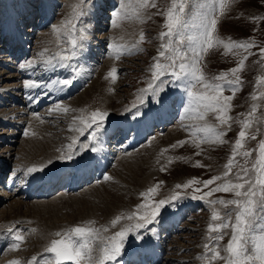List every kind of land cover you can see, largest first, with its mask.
Here are the masks:
<instances>
[{
    "label": "rangeland",
    "instance_id": "374dc122",
    "mask_svg": "<svg viewBox=\"0 0 264 264\" xmlns=\"http://www.w3.org/2000/svg\"><path fill=\"white\" fill-rule=\"evenodd\" d=\"M104 1H101L102 4L99 5V0H92L91 4L86 5L87 15L82 18L80 24L86 29L87 38L83 41L84 48L79 50L78 55L70 65L61 72L56 66L44 64L40 53L49 46L46 55H54L53 53L63 46V39L61 45H57V37L52 30V25H59L63 20L69 18L72 5L77 3V0H11L13 8L17 11L14 12L15 17L13 18L8 14L7 7L3 6L2 2V4L0 3V33L2 34L5 26L14 23L20 36L26 38V40L19 42L16 47L17 52L24 55L21 52L28 50L26 56L22 57L23 59L20 58L22 59L18 63L20 67L18 71L16 70L19 75L14 78L10 77V72L14 69L10 68L9 64L2 63L1 65L0 63V72L2 68L3 70L7 68L9 70V72L0 74V90L3 91L8 88L6 82L17 83L16 87L11 88V93H14L18 87H22L21 90L25 88L26 81H36L38 84L45 83L41 94L47 93L46 98H48V102H46V99L37 107L34 104L31 106L23 104L21 106L20 103L11 98L8 99V96L0 99V134L4 135V137H0V162L2 158H9L5 162L8 165L4 169L1 167L3 164H0V169L4 172V179L0 183V231L3 229L9 231L12 227L7 225L13 224L14 221L16 223L17 218L15 216H20L17 222L24 225V227H19L14 224L15 230L12 228L15 235L19 231L24 237L18 248L13 247L17 243L15 240L9 241L10 243L7 241L9 244L3 241L5 247L2 246L0 249V264H11L12 260V262L17 261L18 264H42L43 258H47L52 254L46 252L45 248L49 246L52 239L60 238L56 237L54 233H63L64 230L74 226L94 227L100 230V235L111 236L121 228L138 222L135 218L131 220L127 218L133 212L143 213L144 209H138V205L142 203L150 204L159 200L170 201L171 197L177 192L180 193V198L163 205L151 224L128 233L121 253L108 264H128L129 258L134 253L136 254L133 259L136 260L133 264H208L204 245L209 243L207 226L209 223H213L211 220L213 206H210L207 201L232 199L234 198L233 194L216 192L204 199H194V196H202L204 192L209 191L215 185L204 188L202 184H194L187 189H178L176 185H183L193 178L204 181L214 175L223 174L225 171L224 165L231 156L234 141L242 126L238 121L247 118L253 104L258 106L257 112L252 117V126L246 131L249 137L254 135L256 138L247 139L244 150L256 149L259 140L264 139V98L256 101L252 99V94L259 95L264 92V85L257 84V78L264 76V59L261 58L259 53V49L264 47V0H228L223 13H217L216 35L218 37L223 39L225 43L229 42V38L237 42L251 41L255 43L256 47L247 51L233 49V52L238 53L234 55L231 52H226L223 45H218L203 53L200 58L202 71L206 78L212 81V78L222 71L235 67L240 58L248 55V51L252 53L248 56L245 68L237 74L241 78L242 84L238 87L234 99L230 102L231 111L229 115L233 118L229 122L230 127L219 125L213 113L207 114L205 120L201 121L184 112L187 101L185 91L187 82L184 80L172 81L162 86L164 87L163 104L159 103L158 98L155 96H145L142 104L138 100L140 90L146 88L151 79L152 72L150 69L163 42L159 33L166 30L164 28L165 17L161 13L166 12L167 8L170 7L171 0H153L156 7L143 9L138 16L132 15V10L137 9L138 5L136 0H131L128 10L129 18L120 22L119 27L111 25L112 14L119 7V0H106V4ZM104 4L107 6L104 7ZM30 5L32 9L31 12H28L27 9ZM97 6L102 12L96 9ZM215 6V0H188L186 12H188L187 21L189 25L199 23L205 14L212 13ZM28 10L30 11V9ZM8 17H10V20H8ZM196 31L198 30L189 27L186 30V35ZM141 33L144 35L143 42L139 41ZM48 35L51 37L46 40ZM24 42L28 46H24ZM9 44L6 46L3 43L4 49L2 50L7 51L6 47L11 46ZM110 44L126 46L121 50L119 58H116L115 50L109 48ZM134 44L136 47H133ZM0 52H2L1 48ZM3 60H6V57L0 56V61ZM29 61H36L35 67H22ZM161 62H164L163 58H161ZM9 63L13 65L11 62ZM55 63L54 61L53 64L55 65ZM14 66L17 68V63ZM112 68L117 70L115 80L108 76ZM52 69V73H44ZM31 72L33 74L28 75ZM82 76L84 78L82 82L75 86ZM58 77L62 80L73 77L74 79L73 83L68 86L58 84L57 89H64V92L61 95L54 96L50 94L52 91L50 88L59 79ZM229 78H232L231 74H229ZM164 79L171 80V77H165ZM75 80L77 81L75 82ZM89 89L92 99L88 98L80 106L74 103L75 100L69 102L84 90L86 92ZM194 90L200 91L202 89L197 86ZM180 91L181 93L178 94ZM224 94L232 95L230 91H225ZM181 101L184 102L181 104ZM133 104H137L138 108H133ZM57 105L61 108L70 107L72 110H69V113L53 111ZM166 108L173 111L172 118L169 121L164 119L165 122L162 121V124L154 122L150 128L141 125L140 120L145 118L148 113L152 115L157 112L161 116L168 114ZM128 109H131V111H127ZM95 110L108 113L104 128L96 140L86 138L87 133L83 136L79 133L77 136H73L78 137L79 145H86V147L76 152L75 159L72 162L76 165L88 162V158L92 155L90 152H93L92 148L99 150L101 148L99 142L103 141L106 145L109 144V152L111 153L108 154V151H103V153L106 152L103 156L109 155V160L104 164L101 171L96 170L87 184L76 190H68L69 184H66L54 194L46 197L40 196L43 188L37 187L33 196L24 198L23 194L27 193L23 184L24 178L26 176L31 177L33 174L27 173V168L32 167V157L24 155L26 151L31 153L33 149L30 151V147L26 146V139L34 137L31 132L29 133L31 117L36 115L37 120L42 119L49 129L54 130L53 134L55 136L62 134V139H59L60 135L56 139L59 144L62 143L66 147L71 142L70 140L67 141L68 135L66 133L75 129L72 116H87ZM137 111L140 115H137ZM11 113L15 114L14 118ZM5 120H8V122ZM122 120H126V122L129 120L135 127L126 128V124ZM137 121L140 122L136 123ZM206 123L217 126L219 130L226 132L223 137L225 143L200 142L202 133H197L195 137L192 135L195 127H202ZM13 125L17 128L15 133ZM58 125L61 128L57 129ZM113 126L114 129L111 131L110 128ZM26 131H28L27 135H25ZM10 135L12 136L11 139ZM179 141L184 143L181 145L178 143ZM197 143L199 144L198 147L196 146ZM66 151V148L63 150L57 148L59 156L56 155L48 158V160H42L40 156L38 160H35H42L37 167L45 165L43 169L51 172L66 166L69 163L67 159L58 158ZM37 152V150L33 151V153ZM256 155L257 153L253 151L252 156L249 158V167L251 162H254ZM126 158L128 160L124 161L123 159ZM197 162H199V165ZM237 162V165L233 168L234 173L237 167L244 163V158L237 157ZM123 163H133L131 165L133 168L132 173L135 174L132 175L137 180H142L138 187L140 189L137 188L138 190H136V197L132 192L131 199L126 200L129 202L126 203L128 204L126 208L119 207L117 210L108 213L103 211L105 208L95 205L91 199L92 203H84L80 200L82 203L75 204L72 208H62L60 204L57 206L59 211L57 210L58 212L54 214L40 216L33 211L34 205L56 204L60 200L71 202L69 200L76 201L79 198L87 197L86 200L88 201L90 199L89 195L102 183L108 185L109 189H113V186L121 179L118 173L124 169L121 165ZM95 167L98 168L97 165ZM71 170L69 169L68 172ZM39 173L35 174L39 175ZM106 175L110 176L111 179L105 181L104 177ZM230 178L235 180L234 176ZM7 184L9 186L13 184L16 191H11ZM157 185L159 186L156 192L151 194V199L141 196L142 192H146L147 189ZM17 186H22V188H17ZM195 188H201L202 191L195 192ZM131 191L133 190H130L129 193ZM214 207L221 212L222 216L233 208V206H229V209H225L224 206L218 203ZM18 208L22 211V217L21 214L16 215L14 213ZM231 215L234 221V210L231 211ZM117 216L122 218L113 226L111 221ZM10 217H12L11 220L5 221ZM38 221L43 222L41 225L49 228L48 231L45 229V232L51 234L49 243L44 244V247L41 246L43 249L41 247L40 249L37 245L42 243L47 234L38 232ZM260 222L264 223V220ZM33 229L35 231H32ZM104 229H107V231H104ZM223 231L226 234L224 239L219 242L222 256L226 255L222 249L231 237V228ZM253 231L258 232L259 229ZM38 235L41 236V241L38 239ZM149 251L150 254H146ZM151 252L159 253V255L154 256ZM144 254L146 255L143 256ZM94 255H99L98 250L94 252ZM33 256L36 257L34 262L31 259ZM213 264H225V262L218 259Z\"/></svg>",
    "mask_w": 264,
    "mask_h": 264
},
{
    "label": "snow or ice",
    "instance_id": "6c2138e0",
    "mask_svg": "<svg viewBox=\"0 0 264 264\" xmlns=\"http://www.w3.org/2000/svg\"><path fill=\"white\" fill-rule=\"evenodd\" d=\"M91 2L92 0H77V3L72 5L70 17L63 20L59 25H52V30L57 37V45H61L62 39L64 44L59 47V50L54 55H46L48 49L41 52L40 57L44 64L56 66L53 64L55 61L59 67H68L78 55L79 50L84 48L83 41L87 38L86 29L80 24L82 18L87 15L86 5L91 4ZM227 2L228 0H215L216 6L211 14H205L199 23L189 25L187 21L188 12H186L188 0H171L170 7L167 8L166 12L161 13L165 17L164 28L166 30L159 33L163 42L150 69L152 72L151 79L146 88L140 90L138 100L141 104L144 102L145 96H155L158 98V102L163 104L164 87L162 86L172 81L184 80L187 82L185 113L201 121L205 120L207 114L213 113L219 125L231 126L229 122L233 118L229 115L231 111L230 102L234 99L238 87L242 84L241 78L237 74L245 68L248 56L252 55V53L248 51V55L240 58L235 67L222 71L213 77L212 81L206 78L200 66L202 54L215 46L223 45L226 52H231L234 55L238 53L233 52V49L247 51L256 47L254 42H237L232 41L231 38H229V42L225 43L223 39L216 35L217 13H223ZM136 3L138 8L132 10V15L134 16H138L143 9L156 7L153 0H136ZM130 5L131 0H119V7L112 14L111 25L113 27H119L120 22L129 18L128 10ZM189 27L198 31L186 35V30ZM143 40L144 35L141 33L139 41L143 42ZM185 44L187 45L186 48ZM125 47V45L121 44L109 45V48L115 50L116 58H119L121 50ZM133 47H136V45L134 44ZM259 53L261 58L264 59V47L259 49ZM161 58H163L164 62H161ZM36 63V61H29L22 67L32 68L35 67ZM116 72L117 70L112 68L108 76L115 80L117 78ZM229 74H231L232 78H229ZM165 77H171V80L164 79ZM73 79L74 77L59 80L55 83L61 86H68L73 83ZM257 84L264 85V76L257 78ZM40 86L36 81L25 82V87L27 88H38ZM197 86L202 90H194ZM225 91H230L232 95H225ZM261 98H264V92L259 95L252 94L254 101ZM132 107L138 108V105L133 104ZM257 107L256 104H253L247 114V118L238 121L242 126L234 141L231 156L224 165L225 171L222 175H214L204 181H198L193 178L183 185H176L178 189H187L194 184H202L204 188L215 185L209 191L204 192L202 196H194V199H204L216 192L233 194L234 198L232 199L207 201L210 206H213L211 211L213 223H209L207 226L209 243L204 245L208 264H213L218 259L224 260L225 264H264V223L260 222L264 220V139L259 140L256 149L244 150L245 141L249 138H256L254 135L249 137L246 130L252 126V117L257 112ZM68 110V108H61L59 105L53 109V111L65 113ZM127 111H131V109ZM137 115H140L138 111ZM107 116V112L95 110L87 116L74 117V130L81 136L87 133L88 136L86 138L96 140L104 128ZM197 133L203 134L200 142L225 143L223 137L226 132L219 130L217 126L206 123L202 127L193 129L192 135L194 137ZM27 134L26 131L25 135ZM193 142L196 143L195 141ZM178 143L182 145L184 142L179 141ZM196 146L198 147L199 144L197 143ZM84 147L86 145L78 144V137H73L71 142L66 145L67 151L58 158L72 160L76 152ZM92 150L96 151L95 148H92ZM253 151L257 155L249 167V158L252 156ZM237 157H243L244 163L239 165L234 173L233 168L238 163ZM197 164L199 165V162ZM44 167L45 165H40L39 167L34 165L27 168V173L42 171ZM233 176L235 180L230 178ZM104 179L109 180L111 177L106 175ZM158 186L147 189L146 192L141 193V196L151 199V194L156 192ZM194 191L201 192L202 189L195 188ZM178 198H180L179 192L175 193L170 201L159 200L150 204L142 203L138 205V209H144L143 213L141 214L137 211L127 217L129 220L135 218L138 222L121 228L111 236H102L99 229L88 226H74L64 230L63 233L56 232L54 235L60 238L52 239L49 246L45 248L46 252L53 254L52 259L45 261V264H65L66 261H71L72 264H108V262L114 261L121 253L129 232L134 229L145 228L148 224H151L156 219L163 205L171 203V201H175ZM217 203L224 206L225 209H229V206H233V208L222 216L221 212L214 207ZM233 210L235 212L234 221L231 215ZM121 218V216L115 217L111 224L113 226L116 225ZM228 228H231V237L222 249L226 255L222 256L219 242L224 239L226 234L223 230ZM257 228L259 231L254 232L253 230ZM9 231H12V229H9ZM32 231H35V229ZM104 231H107V229H104ZM23 239L24 237L17 231L15 235L17 243L13 247L18 248L19 243ZM96 250L99 252L98 256L94 255ZM31 259L35 261L36 257L33 256Z\"/></svg>",
    "mask_w": 264,
    "mask_h": 264
},
{
    "label": "bare ground",
    "instance_id": "6f19581e",
    "mask_svg": "<svg viewBox=\"0 0 264 264\" xmlns=\"http://www.w3.org/2000/svg\"><path fill=\"white\" fill-rule=\"evenodd\" d=\"M101 1H103V0H99V5H101L102 4V2ZM3 3V6L5 5V7H7V11L9 12L8 14L13 18V17H15V13L14 12H17V11H15V9L13 8V2H11V0H1L0 1V3ZM105 2V4H106V0L104 1ZM1 3V4H2ZM103 5L104 7H106L107 5ZM102 6V7H103ZM28 9H30V11L28 10ZM27 9V11L28 12H31V9H32V6L30 5L29 6V8ZM96 9L97 10H99V12H102V11H100V9H99V6H97L96 7ZM106 12V11H105ZM107 14V13H106ZM10 22V21H9ZM15 22V21H14ZM10 24H11V22H10ZM43 33V32H42ZM23 34H25V33H23ZM2 35H3V37H2ZM27 35V34H26ZM50 35H48L47 37H46V40H49L50 39ZM26 40V38L23 36H20V34L17 32V30H16V25L14 24V23H12L11 25H8V26H5L4 27V29H3V31H2V34L0 33V48H1V51L2 52H0V56H3V57H6V60H3V61H0V63H1V65H2V63H4L5 65H7V64H9V66H10V68H13L14 69V71H12V72H10L11 73V75H10V77H16V76H18L19 75V73L18 72H16V70L18 71L19 70V65H18V63L23 59H20V60H18V58L20 57V53H18L17 52V46H18V44H17V41L18 42H20V41H23V40ZM3 43L4 44H6V46H8L7 44L8 43H10L9 45H11V46H9V47H6V49H7V51L6 50H2V49H4V45H3ZM23 45H26V42H24L23 43ZM49 47V46H48ZM48 47H46L45 49H47ZM6 52V53H5ZM2 53V54H1ZM22 53V52H21ZM53 54H55V53H53ZM9 62H11V63H13V65L11 64L10 65V63ZM15 63H17V68H16V66H14L15 65ZM55 65H56V67L60 70V72L62 71V70H65L67 67H59L56 63H55ZM41 66V65H40ZM8 69V68H7ZM7 69H4L3 70V68H2V71L0 72V74H2V73H6V72H9V70H7ZM12 69V70H13ZM7 70V71H6ZM27 70V69H26ZM21 71H23V70H21ZM20 72V71H19ZM25 72V71H24ZM53 72V69L51 70V71H46V72H44V73H46V74H50V73H52ZM59 73V72H58ZM33 74V72H31L30 74H28V75H32ZM84 77H86V76H84ZM59 79L57 80V81H59V80H62V78H60V77H58ZM82 79H84L83 78V76H82V78H81V80L80 81H78V82H76L77 80H75V82H76V84H75V86H78L81 82H82ZM16 82V81H15ZM41 86L40 87H38V88H27V87H25V88H23L22 90H21V88L22 87H18V89H15V91H14V93H11V88H13V87H16L17 86V83H8V82H6V86L8 87V88H6L5 90H3V91H1L0 90V99H4V98H7V96H8V99H12V100H15V102H18V103H20L21 104V106H23V102H25L26 103V105L27 106H31V105H35V104H40V102H42V100H46L47 99V101L46 102H48V98H46V96H47V93H45L44 95H42L41 94V90H42V87H44L45 86V83H39ZM97 85V84H96ZM95 85V86H96ZM57 87H58V84L57 83H55L50 89H52V91L50 92V94L51 95H61L63 92H64V89H57ZM98 87V86H97ZM93 88H94V85H93ZM57 89V90H56ZM91 89V88H90ZM90 89L89 90H87L86 92H85V90L80 94V95H78V96H76V97H74L71 101H69V102H72V101H74V103H76L77 105H81L82 104V102H83V104L88 100V98H91L92 97V94H90ZM85 92V93H84ZM98 92V91H97ZM92 99V98H91ZM29 100H33L34 102H32V103H28L29 102ZM2 101V100H1ZM4 101V100H3ZM180 103H182V102H180ZM19 104V105H20ZM82 106H84V105H82ZM168 107V106H167ZM69 110H72L70 107H67ZM81 108V107H80ZM166 109H168V114L166 113V114H164L165 115V117H164V119H165V121H169L170 120V118H171V115L173 114V112L171 111V109L170 108H166ZM68 110V112H66V113H69L70 111ZM19 111H21V110H19ZM15 113V112H14ZM14 113H11L12 115L11 116H13V118L15 117V114ZM63 113H65V112H63ZM157 112H154L152 115L151 114H149L148 113V115L147 116H145V118H143L142 120H140L142 123H141V125L143 126V127H145V128H150V126L154 123V122H158V123H160V124H162V121H164V119L158 114H156ZM66 115V114H65ZM77 116H79V115H77ZM77 116H72V118H74V117H77ZM18 117V116H17ZM19 117H20V115H19ZM148 117H150V118H148ZM146 118H148V119H146ZM20 120H25V119H20ZM31 121V124H30V126H29V128H30V131H29V133L31 132L32 134H33V138L32 139H26L27 141H26V146H29L30 148V151H31V149H32V151H31V153L30 152H28V151H26L25 152V156H29V157H32V161H31V163H32V166H38L39 165V162H41L42 160H48V158H52V157H54V156H56V155H58L59 156V152H57V148L58 149H61V150H63V149H65L66 147L61 143V144H59L58 142H57V136H59V139H62V134H59V135H57V136H55L54 134H53V132H54V130L53 129H49V127H47L46 125H45V122H43L42 121V119H40V120H37L36 119V115H33L32 117H31V119H30ZM148 120H150L149 121V123H147V121ZM6 121V120H5ZM140 121H137L136 123H138V122H140ZM164 121V122H165ZM6 122H8V120L6 121ZM17 122V121H16ZM122 122L124 123V124H126V128H128V127H135V125L134 124H132L129 120L126 122V120H122ZM47 124V123H46ZM210 125V124H209ZM15 126H16V124H15ZM20 126V125H19ZM61 126V125H60ZM13 128H15L14 127V125L12 126ZM54 127V126H53ZM59 128H61V127H59V125L57 126V129H59ZM16 129L17 128H15L14 129V133H15V131H16ZM69 129V128H68ZM114 129V126L112 127V128H110V130L112 131ZM147 130V129H146ZM28 132V131H27ZM68 136H67V141H71V139L73 138V136H77L78 135V132L77 131H75V130H73V131H69V132H67L66 133ZM0 137H4V135L2 134H0ZM10 137V139H11V135L9 136ZM15 137V136H14ZM57 138V139H56ZM64 139V138H63ZM65 143V142H64ZM99 144L101 145H99L101 148H99V150L101 151V153H100V151L99 150H96V151H91L90 152V154H92L91 156H90V158H88V162H89V164H88V166L86 167V168H84V169H82L81 171H82V173H81V176H80V178H76L75 179V182H74V187H76L77 186V184H78V182H79V180L81 181L80 182V184L83 182V183H85V181L87 180V179H89V178H91L92 177V170H93V168H94V160H95V158H96V160H97V163H98V168L97 169H95V171L96 170H101L102 169V167L104 166V164L108 161V158L109 157H107V156H103L102 154H106V152H104L103 153V151H110L109 150V144H107L106 145V143L105 142H103V141H101V142H99ZM34 150H37L38 152L37 153H33V151ZM111 152H109L108 154H110ZM12 155V154H11ZM10 155V156H11ZM102 155V156H101ZM42 157L41 159V161H35V160H38L39 159V157ZM57 156V157H58ZM75 158H73L72 160H74ZM9 160V158L8 159H4V158H2V160H1V162H0V164L2 163L3 165L1 166L3 169L6 167V165H8V163H5V162H7ZM72 160H67L69 163H68V165H66L63 169H61V170H55V171H51L50 172V170L49 171H47V170H42V171H37V172H35V173H38V172H40L39 173V175H37V174H35V173H33L32 174V176L31 177H29V176H26L25 178H24V181H23V184H24V187H25V185L27 186V188L28 189H30L29 190V192H27L26 194L24 193L23 195V197L24 198H30V195L32 194V192L34 191L33 189L34 188H36V186H37V184H39L40 185V187H42V186H44L45 187V185H47V186H49V185H51L52 183L54 184V185H59L61 182H62V178L65 176V174H66V170L69 168V164L72 162ZM124 161L125 160H128L127 158L126 159H123ZM123 160H122V162H123ZM38 163V164H37ZM86 163L87 162H85V163H82V165L84 166V165H86ZM127 163H128V161H127ZM125 164V163H123V164H121V165H123V167H124V169H122V170H120L119 171V177L121 178V179H119V181L116 183V185L115 186H113V189H109L108 188V185H105L104 183H102L101 185H98L99 187H97L96 189H94L93 190V192L91 193V195H89V200L87 201L86 200V198L84 197V198H79V199H77L76 201H72V200H69V201H71V202H67V201H62V200H60V202L59 203H56V204H47V205H34V208H33V211L36 213V214H38V215H40V216H43V215H47V214H54L55 212H58L59 211V207L57 208V206H59L60 204L62 205V208H72L75 204H81L82 203V201H84V203H87V202H89V203H92L93 201H94V204L95 205H97V206H100V207H103V208H105L103 211H106V212H108V213H110V212H112V211H114V210H117L119 207H121V208H126V206H128V204H126V203H129L128 201L131 199V197H130V195L131 194H133L132 192H134V195L136 194V190H138V189H140V188H138L139 186H140V183H141V181L140 180H137L136 179V177H134L132 174H135V173H132V170H133V168H132V164ZM1 170V169H0ZM137 170V169H136ZM138 170H139V168H138ZM143 171V170H142ZM55 172V173H54ZM138 172V171H137ZM0 173H1V171H0ZM140 173V172H139ZM78 174H80V172H78ZM136 175H138L137 173H136ZM3 177H4V175H3ZM2 178V176H0V179ZM59 178V179H58ZM139 179V178H138ZM43 181V183H41ZM106 181V180H105ZM104 182V181H103ZM0 183H1V181H0ZM144 183V182H143ZM145 184V183H144ZM143 184V185H144ZM142 185V184H141ZM2 186V185H1ZM136 186V187H135ZM10 188V190L11 191H16V189L14 188V185L12 184V187L11 186H9ZM1 188V187H0ZM17 188H22V186H17ZM138 188V189H137ZM33 190V191H32ZM63 190V189H62ZM130 190H133V191H131L130 193H129V191ZM18 191H20V192H22L20 189H18ZM7 193V192H6ZM129 193V194H128ZM129 195V196H128ZM132 196V195H131ZM135 197H136V195H135ZM133 199H134V196L132 197ZM91 199L93 200V201H91ZM80 200H82V201H80ZM126 200H128V201H126ZM1 201V200H0ZM62 201V202H61ZM78 205H77V207H78ZM92 207V206H91ZM120 208V209H121ZM86 209V208H85ZM97 209V208H96ZM96 209H95V211H96ZM119 209V210H120ZM58 210V211H57ZM94 210V209H93ZM94 211V212H95ZM89 212V211H88ZM14 213H16V215H18V214H21V217L23 216L22 215V211H20L19 210V208L18 209H16L15 211H14ZM78 214V213H77ZM78 216V215H77ZM16 218H17V220L19 219V217L20 216H15ZM11 218L12 217H10V219H6L5 221H7V220H11ZM17 220H16V223H15V221H14V223L13 224H11V225H7V226H11L14 230H15V226H13L14 224H17V226H22V227H24V225H23V223H19L18 224V222H17ZM4 221V222H5ZM10 223V222H9ZM43 222H41V221H38L37 222V225H39V226H37V228H39V230H38V232H42V234L45 232V229L48 231L49 230V228L48 227H46L45 228V226L44 225H41ZM6 224V223H5ZM6 226V227H7ZM6 227H4V228H6ZM8 228V227H7ZM11 228V229H12ZM9 229V228H8ZM13 229H12V231H5V229H3V230H1L0 231V240L1 239H3L4 241H5V243H8L9 241H11V240H15V232L13 233ZM18 229V228H17ZM19 230V229H18ZM22 231V230H21ZM47 235H46V238L44 237V239H43V241H42V243H40L39 245H37V246H39V248L41 247V246H43L44 244H47V243H49V241L51 240V234L48 232H45ZM37 234V233H36ZM1 236H3V238H1ZM39 237H38V239L41 241V236L40 235H38ZM8 241V242H7ZM10 243V242H9ZM8 243V244H9ZM4 244H3V241H0V249L2 248V246H3ZM6 246H7V244H6ZM45 246V245H44ZM43 246V247H44ZM3 247H5V246H3ZM38 248V249H39ZM42 248V247H41ZM40 248V249H41ZM43 249V248H42ZM135 254L136 253H134L129 259H130V261L128 262V264H133V262H135V260L136 259H133L134 258V256H135ZM146 254H150V251L148 252V253H146ZM146 254H144L143 256H145ZM151 254L152 255H154V256H158L159 255V253H152L151 252ZM52 257H53V254H51L50 256H48L47 258H43L44 259V261H43V263L42 264H45V261H47V260H50V259H52ZM13 261V260H12ZM10 262L11 264H18V262L17 261H14V262ZM142 261V260H141ZM34 262V261H33ZM66 264H72V262H69V261H67V262H65ZM33 264V263H32ZM144 264V263H143Z\"/></svg>",
    "mask_w": 264,
    "mask_h": 264
}]
</instances>
